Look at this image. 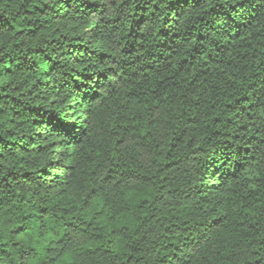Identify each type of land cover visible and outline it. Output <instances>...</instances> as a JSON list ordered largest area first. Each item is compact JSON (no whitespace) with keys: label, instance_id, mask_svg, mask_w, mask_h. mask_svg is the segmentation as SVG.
I'll use <instances>...</instances> for the list:
<instances>
[{"label":"trees","instance_id":"obj_1","mask_svg":"<svg viewBox=\"0 0 264 264\" xmlns=\"http://www.w3.org/2000/svg\"><path fill=\"white\" fill-rule=\"evenodd\" d=\"M0 264H264V0H0Z\"/></svg>","mask_w":264,"mask_h":264}]
</instances>
